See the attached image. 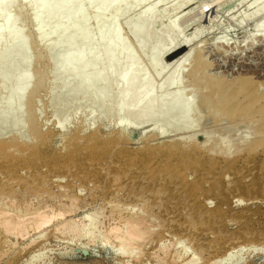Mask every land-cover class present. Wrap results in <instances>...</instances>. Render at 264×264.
Returning a JSON list of instances; mask_svg holds the SVG:
<instances>
[{
	"label": "bare ground",
	"instance_id": "6f19581e",
	"mask_svg": "<svg viewBox=\"0 0 264 264\" xmlns=\"http://www.w3.org/2000/svg\"><path fill=\"white\" fill-rule=\"evenodd\" d=\"M220 1L222 0L206 1L199 7V11L201 13H204L206 10L209 9V7H211V4H214ZM255 1L258 2L259 5L257 6L256 10H254L252 13H254V15H260L264 12V0H254V2ZM67 2L68 4H65V6L60 5L55 8L50 7V5L47 2L45 4L44 2H42L40 3V5H42L46 9H50L51 12L58 13L61 10H66L67 12H69L70 6L72 4H76L77 0H67ZM88 2L90 4L92 3L96 4L95 3L96 1H93V0H88ZM184 3H186V1H184ZM22 9H24V7ZM81 12H83L82 9L77 13L75 11V13L78 15ZM188 12L190 14L191 10H189ZM245 13H244V16L240 17L242 19V22H241L242 25H244V23L246 22L247 16H250L252 14L249 12L246 14ZM51 18L52 17H50L49 15L48 16H43V15L35 16V22L37 21L38 25L42 26V25H45L47 22H49ZM86 19H87L86 17H83L81 19V24ZM152 22L153 20H145V22L142 23V26L140 28V32H139V36L141 38L140 42L143 43L144 45H148L150 42L149 40L152 39V37H155L157 35L162 36L170 32L171 30L175 29L173 25L174 23H172L166 28L165 27L161 28L159 31L150 32L149 26ZM257 27H258L257 31H263L264 30V20L259 21L257 23ZM197 36H200L199 32L192 33V35L187 36V38L180 41L178 43V46L176 43H173L175 42V40L169 42L167 45L164 43H157L152 51H147L146 53H143V54L139 53V54H134V55L132 53L129 54V52L128 53L117 52V53L111 54L112 52L110 53L108 51H105L106 54H102V55H99L98 52L97 54L96 53L88 54V53L82 52L81 50H69V51H65L61 53H54V52L49 51L48 48L45 54L44 53L34 54L33 52L29 50L20 52L19 49L17 51H13V52L6 51L5 53L0 54V63H3V65H6L8 67L6 68V71H4V73L3 71L1 72V75L3 74L5 75L8 72L11 73L14 69H16L14 70L15 73H14L13 78L11 79V82H10L11 87L10 89H8V93H6L4 99H1L2 96H0V168L4 170L3 172L5 173V177H7V180H4V181L0 179V234L3 235V237L0 236V259L1 257L6 255L7 261L5 263L3 262L4 264H14V260L17 259V257H19L22 253H28V252H30V256L29 258H27L28 261L27 262L25 261L23 264L25 263L26 264H34V263L39 264L42 262L51 264L52 263L51 259L47 258L46 253L44 251L45 240L48 238L47 235L49 234L51 230L55 231L56 233L58 232L64 233L66 232L65 231L66 228H68L69 230L71 229L69 228V226H72V225H75V227L77 225V228L78 227L80 228L81 236L77 238L72 237L71 241L72 243L73 241H77V242L80 241V243L82 244L79 246L77 245V246L79 247V249L80 247H84L85 252L89 248L88 245L90 243L94 244L96 243V241L101 240L103 246L111 245L116 256L120 258L127 257L129 259L130 258L135 259L137 260V262L138 261L143 262V261L149 260L151 257H155L158 262L164 261L166 263L167 262L172 263L171 261H173V264H199V260L201 259L199 255H195L191 258H189L188 256L189 250H192L193 247L190 248V246H187L185 244L186 242L185 243L183 242L187 240L186 239L187 237H185L186 240H183V241L176 240V241L167 242V243L161 242L160 245L157 247V249H155L154 251L150 253L145 252L146 247H148L149 245V244L147 245L148 242L146 243V241L149 240V238L153 237L152 236L153 234L155 233L158 234L155 228H157L158 232L160 231L158 230V228L159 229L161 228L160 225L157 223V222L160 223V221L159 220L156 221V219L153 218L155 217V215H153L154 207L157 205L161 211H164L169 214L175 213V214L182 215L183 213H185L186 215L191 216V217H192L191 214H194L197 216L202 215V217L204 214H206L208 215V217L210 216L211 218H213L214 216H221L224 213L226 214V211H224L223 208H220V207H215V208L213 207V209H210L208 207V204H210L212 201L207 200V199L212 194H219V195H222L223 197H229L231 193L234 194L235 192L236 193L238 192L239 196L237 198V201L239 202L242 201V196L244 195H248L254 198H257L259 195L264 196V182L258 176H255V178H252V180L249 183L245 181L244 182L237 181V182H233L231 186L229 185L227 186L225 182L215 181L211 183L208 187H205L203 186L204 184L201 183V180H199L201 179L200 176L198 177V179L194 178L193 180H189V175H190L191 170L194 175V171L195 172L198 171L194 169H197L199 165L206 164L202 159H197V157L195 159H192L191 156L196 153L208 151V152H212V154L216 153V155L221 154V156L225 157L226 159L225 166L231 170V169L237 168L238 166L237 163L240 161V154L243 151L248 152L250 156H254L261 150L262 152H264V90H261L260 88L264 83L261 81H256L253 75H250V76L246 75L245 77H243L244 74L238 75L239 77L242 76V78H237V79L233 78L234 80L232 81L231 78H229V80L226 77L224 78L221 77V79H219V77H216V75L213 76L214 73L211 74L209 72L210 73L209 74L208 71L206 72L207 67L210 68L211 65L214 63L211 62L209 64L210 61L209 60H208L209 62L207 61L208 55L206 56L207 53L203 52L204 47L199 48V44L197 42L200 39L197 40ZM98 37L100 38L101 35L99 34ZM203 42H205L206 44L207 42L209 43V41H206V40H204ZM224 42L225 41L224 40L221 41V39L217 40L216 46L219 47L220 45H224L225 44ZM205 43H203V45ZM91 44L92 43H90V41L86 43V45H89V46ZM213 44L215 45V43ZM228 44L227 46L229 47ZM214 49L216 50V48ZM220 51L222 53V50ZM212 55L214 54H210V56ZM230 55L232 58L231 53ZM40 59H44V61L46 62L44 63V66L49 68L48 70H49L50 76L48 80H50V85H49L50 103L54 104V102H57V101L61 102V104L59 105V109L58 107L56 108L55 105H54L55 108L53 107L54 108L53 112H54V115L56 116L55 126L56 128H58L60 132H62L63 134H66L69 130V124L72 122L74 117H77V113L80 110L81 111L87 110L89 112L88 118L91 120L90 122H92V124H90L91 126L89 125V127L87 128V130L91 131L90 136L87 138V142L89 141V143L90 144L93 143V145L94 143L95 144L100 143V141L102 140V138H100L101 137L100 136L101 126L100 125H106L105 123L108 120H110L111 118L110 116H112L110 113H107L108 112L107 110H105V105L103 106V102L106 100H104L103 102L102 101L100 102L101 104L99 105L101 106H93L92 108H90L91 105L87 100H84L83 103H80L78 105H75L72 102V100L73 98H76L78 95H80L83 98L88 97L85 95L90 93L89 84L94 85L95 83L100 82L99 80L101 81L103 80V82H107V83L101 82V84L103 85V88L98 89L94 95L98 96L99 94L101 95L102 99L108 100V99L113 98L117 101V103L119 102L116 108L117 112L115 113L116 114L115 117L120 123L117 130L121 133V135H124L126 136V138L129 139L131 135L133 134L135 138L141 142L142 140L146 138V136L149 133L155 136H158L160 138L162 136L166 138L172 137V138H169V140L166 139L167 141L161 144H151L149 143V141L151 140L148 139L149 141L148 142H146L147 140L145 141L146 146L144 147H146V149H149V150L151 149L160 150V151L165 150L167 152L172 151V150H180L182 152H187L186 162L185 161H183V163L181 162L179 166H175L174 164L170 166H158V167L154 166L150 168V170L153 172H156V171L162 172L165 175L164 176L165 179L167 180H171V179L174 181L180 180L182 181V183L186 184V187L182 189L179 195L180 198H177L174 200H172V198L171 199H161V200L160 198L159 200L155 199L154 203H152V206L150 205L151 209L149 208V210H145L147 207L145 209L144 207H142L143 212L140 211L141 213H138L139 210L132 212L133 210L136 209V207L138 208L137 204H133V205L130 204L131 206L129 205L125 206V204H127L126 200L123 202L118 201L117 203V199L115 198L116 203H117L116 204L114 203V201L110 200V196H111L110 195L108 199L110 200L109 204L113 209L115 208L114 210L116 214H113L115 213L114 211L112 214L116 217L114 216L112 217V219H115V220L114 222L109 223V226L106 224V226H108L106 230H103V232L100 230V232L102 233L99 234L100 235L99 236L97 234L96 229L99 226V224L103 223L104 221V220L102 221L101 217H99L100 215H102L103 212L100 213L101 211L100 212L98 211L100 213V215H98V212L93 211V212L84 213L83 215L80 214L78 216L80 212L79 211L80 207L82 208L83 206H81L79 203L81 202V200L77 202L78 200L77 197L73 196L72 194H71L72 196H69L70 198L69 203L66 202V203L59 204V205L57 203V206H48V205L40 204L41 201L39 202V198H38L37 205L35 207H31L30 206L31 204L29 205L28 203L31 199L27 201L25 200L27 196H25L24 198L23 193L21 194L20 192L21 195H19L18 193H15L17 192V189L15 190L13 188L14 182L12 181L10 182V180L12 179L14 181L15 178H18L19 181H22V182H24L25 180L23 184L26 186L28 183L30 184L34 182L35 180L34 178L32 179V178L24 177L25 179L24 178L22 179V177L19 176V171L25 165L26 166L31 165V166L37 167L38 164L42 162V157H41L42 155L41 156L39 155L41 153L40 146L46 145L49 139L47 137V134H48L46 132L47 130L44 128L43 124H41L42 122H40L39 120V117L37 114L38 111L35 106L36 96L39 95L40 90L42 92L41 87L43 88V86H45L44 81H42L45 79V74H43L44 79H43V76H41L42 80L40 79L39 76H38L39 79L34 77V74L36 71L34 72V74H32L33 73L32 68L34 67L33 65L36 62H38V60ZM88 60L92 62L91 63L92 65L96 64L106 69L108 68L107 66L108 63L112 61L110 65H111V68L113 67V69L103 71V72L100 71V72H92L89 74H83L82 72L83 69H81V67H83L84 63H87ZM142 60H144L146 64L145 62H142ZM137 61H139V64L141 65L143 64L146 65L147 69H151V71L155 73L156 75L163 74V77L160 80L161 82L160 84H161L163 92L159 98L157 97V94L155 92L149 91V86L155 82L154 79L149 78L146 82H142L141 84L137 85V77L135 75V71L132 72V70H130V67L134 65V63H136ZM216 63H218V61ZM63 64L66 70L68 68L72 72L68 70H67L68 72L66 70H63L64 73H62L60 69L61 67H63ZM43 68L44 67H42V69ZM130 71L132 72V75H129L128 77L127 73ZM124 73L126 76V83L127 81H132L131 83H129V86H124L123 85L124 84L123 81H125L124 78L122 77L119 78L117 76V75L121 76V74L123 75ZM36 74L38 75V72H36ZM116 76L117 78L113 79ZM183 76L187 77V79L184 80ZM253 78L255 80H253ZM110 80L113 83L109 82ZM74 83L79 84V85H85V87L79 86V90L74 88L73 91H69L70 92L68 93L70 95L69 97H73V98H65V99L61 98V95L63 94L64 90H67L69 86L75 85ZM116 84L119 85L120 88L117 91V93H113L112 88ZM47 97L48 96H46V98ZM198 97H200L201 99L200 103L198 101L199 99ZM83 98H81V100ZM47 101L49 100L47 99ZM198 103L201 108L199 110L200 113H198V110H196ZM37 104H41V103H37ZM155 108H158V109L156 110ZM162 109H168V112H166V115L164 116L160 115V110ZM202 109L203 111H201ZM258 117H261V118L258 119ZM202 119H204V124L206 123V126L210 125V123H214L215 125L214 127L219 126V128L221 129L220 133L217 132L218 134L216 133L214 135L213 127H211L213 130L210 128V130L213 131V135L210 133L211 131L209 130L208 127L207 128L209 132L207 133V131L204 129L206 132L205 133L204 130L202 129L204 128L203 125L201 124L203 123ZM255 122H256V125L254 124ZM199 123L201 125H199ZM81 125L82 127L81 129L78 130V133L80 132L85 133L84 123ZM198 125H199V128L200 126H202L201 127L203 131L202 135H201L202 131L199 130ZM254 125H255V128H257L259 132L255 130ZM252 128H254V131ZM251 129L253 133L255 132L254 135H252L253 133H251L250 131ZM107 132H109L108 129H107ZM236 133L238 134L242 133L241 138L244 135L246 137L241 139L238 136L240 138V140L238 141H232L228 139L229 137L228 135L230 134L236 135ZM183 134H187L188 137L187 138H184L185 136L179 137L180 135H183ZM235 135H233V139ZM30 136L32 137V140L34 139V141L29 140ZM82 138H83L82 136H80L79 134H76L71 139L73 142L74 151H78L79 150L78 146L83 145V143L80 144L82 141ZM235 139L237 138L235 137ZM38 144H40L39 148H37ZM118 144L119 143H117L116 145L120 148ZM107 147H108V144H107ZM98 149L97 151L96 150L94 151L95 157L104 158L106 156V153L102 151H98ZM106 149L108 150V148ZM86 150H88V148ZM120 154L121 153H119V156H121ZM79 159H80L79 155H75V156L73 155V157H71L67 161H69L72 164H76ZM149 160H150L149 156L142 155L139 157L134 156L131 159V162L132 164L135 162L137 164L140 163L139 166H141L140 168H142V167H147L149 165L148 164ZM48 161H50L51 163V170L49 172L55 171L56 173V172H59V170H61L60 169L61 168L60 159L58 157L54 156V158H50ZM244 162H245L244 165L246 167H249V164L253 162V165L256 166V168L257 167L261 169L264 168V158L258 161V160H253V159L246 157L244 158ZM208 163H209L208 165L216 164V162L214 161L208 162ZM41 165H44L43 162L41 163ZM91 165H92V162H91ZM102 169L103 168H101V170ZM93 172L94 173L91 175L87 174L85 176V179L87 178L86 180H90L91 176H95L97 181L99 180L100 182H102L101 179L102 180L104 179L102 172L97 171V170L95 171L93 170ZM105 172H108V171H105ZM42 174H43V171H42ZM126 174L127 173L124 172V175ZM199 174L200 173H198L197 175ZM47 176L43 175L42 177H40L42 180V182H40L42 187L39 186L32 190H30L31 188L28 189L29 190L28 193H30L28 194V196L29 195H40L38 192H41V194L42 192L44 193L46 191L48 192V188H50L51 185L48 186L47 188L46 186L49 183L46 186H45V183H43L46 180ZM145 177L146 176L144 175V178ZM56 180L58 184L59 179L57 178ZM117 180H118V177H116L115 175V178H114L115 184ZM172 180H171V184H172ZM19 181L18 183H20ZM111 181H112V178L109 181V183ZM118 181H120V179ZM50 182H53V181L50 180ZM177 187H178V184L176 188ZM106 188L108 189L109 187H106ZM113 188L114 187H112V189ZM120 188H122V186ZM124 188H122V190ZM94 189H96V186ZM139 189H140V186H139ZM157 189L153 191L160 194V191H157ZM174 190H177V189H174ZM18 192H19V189H18ZM61 192H62V187H61ZM63 192H65V194L66 193L68 194L67 191L63 190ZM62 193H61V196H62ZM119 194L120 193H118V195ZM141 194L143 193L142 192L140 193L139 195L140 197H141ZM58 195L56 192V196ZM47 196H49V194ZM202 196L203 198H201ZM50 197L51 196H49V198ZM232 197H235V195H233ZM97 199L99 200V198ZM53 200H54V197H53ZM104 201L106 200H102V202ZM146 201H148L147 198L145 202ZM146 204L148 205L149 203L147 202ZM83 205H86V204H83ZM123 207L127 209L128 211L126 212V214H124L123 212ZM113 209H111V211ZM155 213H157V211ZM151 216L154 219L153 220L154 222L150 219ZM188 218L189 217H187V219ZM160 220H162V218ZM190 220L192 219L189 218V221ZM195 222L196 221L194 220V223ZM187 223H188V220H187ZM192 224H189V225L191 226ZM213 224L215 225V223ZM207 225H208V222H207ZM192 226H193V229L196 230V227H195L196 225L194 226L193 224ZM171 228L172 227L170 226V229ZM72 229L70 231H72ZM162 230L163 229L161 228V231ZM164 231H166V228L164 229ZM77 233L78 232H76V235ZM83 237H87L86 242L82 241ZM21 240H22V244L20 243ZM41 243L44 244V246ZM179 244H181V247H182L180 249L178 247ZM191 245H192V242H191ZM252 246L255 248H258L256 251H258L260 247L262 251L264 250L263 244L252 243L250 247L252 248ZM36 247H39V249L35 250ZM171 247H173L172 250L170 249ZM245 247L246 245L244 244H237V245L229 246L228 249L225 250L224 254L218 256V258H216L213 262L214 263L220 262L221 264L222 263L232 264L234 262L240 263L242 262V260H238L236 258L235 253L239 250L245 249ZM160 254H164V256H160ZM45 258H47V260ZM149 263L150 262H148V264Z\"/></svg>",
	"mask_w": 264,
	"mask_h": 264
},
{
	"label": "rangeland",
	"instance_id": "374dc122",
	"mask_svg": "<svg viewBox=\"0 0 264 264\" xmlns=\"http://www.w3.org/2000/svg\"><path fill=\"white\" fill-rule=\"evenodd\" d=\"M93 1H96L95 2L96 4H93V3L90 4L88 0H77L76 4H72L70 6L69 12H67L66 10H61L58 13H56V12H51L50 9L44 8L42 5H40V3L44 2L45 4L47 2L50 5V7L55 8L60 5L65 6V4H68L67 0H0V54L5 53L6 51H12V52L17 51L18 49L20 50V52L29 50L33 52L34 54H37V53L45 54L48 48L49 51L54 52V53H61V52L69 51V50H81L82 52L88 53V54H91V53L97 54L98 52L99 55H102V54H106L105 51H108L110 53L112 52L111 54L117 53V52H124V53L129 52V54L132 53L134 55V54H139V53L143 54V53H146L147 51H152L157 43H164L167 45L169 42L175 40V42L173 43H176L178 46V43L182 41L183 39L187 38V36L192 35V33L194 32H199L200 36H197V40L200 39L197 42L199 44V48L204 47L203 52L207 53V54L205 53L206 56L208 55L207 61L208 60L210 61V62L208 61L209 64L211 62L214 63L211 65L210 68L207 67L208 70L206 69V72L208 71V73L210 72L211 74L214 73L213 76L216 75V77H219V79H221V77L222 78L226 77L228 80L229 78H231L232 81L237 78H242V76L239 77L238 75L244 74L243 77H245L246 75L247 76L253 75L256 81H261L264 83V30L257 31V28H258L257 23L259 21L264 20V12L260 15H254V13H252L254 10H256L257 6L259 5L258 2L256 1L254 2V0H222L220 2L211 4V7H209V9L206 10L204 13H201L199 11V7L206 1H213V0H188V1L187 0H93ZM184 1H186V3H184ZM22 6L24 7V9H22L23 8ZM81 9L83 12L79 13V15L76 14ZM189 10H191L190 14L188 12ZM245 12L246 13L249 12L252 14L250 16H247L246 22L244 23V25H242L241 23L242 19L240 17L244 16ZM42 15L43 16L49 15L52 18L45 25L39 26L38 22L37 21L35 22V16H42ZM83 17H86L87 19L81 24V19ZM145 20H153V22L149 26L150 32L159 31L161 28H164V27L166 28L172 23H174L173 25L175 29L171 30L170 32L162 36L157 35L155 37H152V39L149 40L150 41L149 44L144 45L143 43L140 42L141 38L139 36V32H140L142 23L145 22ZM99 34L101 35L100 38L98 37ZM220 39L221 41L223 40L225 41L224 45L219 46L221 48L216 46L217 40H220ZM204 40L209 41V43L211 44H209L208 42L206 44L205 42H203ZM89 41L90 43H92L90 46L86 45V43ZM203 43L205 44L203 45ZM213 43H215V45ZM227 44L229 45V47L227 46ZM213 46L214 48H216V50L213 48ZM209 48L211 49V51ZM235 48L238 50H236ZM220 50H222V53ZM230 53L232 54V58H231ZM210 54H214V55L210 56ZM214 59L217 60L218 63H216L217 61H215ZM111 62L108 63L107 65L108 68L106 69V68L96 65L95 63H93L95 65H92L91 64L92 62L88 60L87 63H84V66L81 67V69H83L82 71L83 74H89L92 72H100V71L103 72V71H107L110 69L112 70L113 67L111 68V65H110ZM142 62H145V61L142 60ZM44 63H46L44 59L38 60V62H36L33 65L34 66L33 67L34 69L32 68L33 71L31 70L33 72L32 74H34L35 71L38 72V75L36 74V72L34 74V77L37 79H39L38 76L40 77L41 80H42L41 76H43V79H44L43 74H45V79L42 80L44 81L45 86H43V88L41 87L42 92L40 90L39 95L36 96V100H35V106L38 111L37 114H38L39 120L40 122H42L41 124H43L44 128L47 130L46 132L48 134L47 133L46 134H47V137L49 138L46 145L40 146L41 153L39 155L40 156L42 155L41 157H42V162L44 165H41L42 162L40 161L41 163H39L37 167L31 166V165L29 166L25 165L22 169H20L19 176H21L22 179L24 177L25 178L27 177V178H32V179L34 178L35 180L33 183H30V184L28 183L26 186L23 184L25 180L24 182H22V181H19L18 178H15L14 181L11 179L10 182L11 181L14 182L13 188L15 190L17 189V192L15 193H18L19 195L23 193L24 198L25 196H27V198H25V200L27 201L31 199L28 202L29 205L31 204L30 205L31 207H35L37 205L38 198H39V202L41 201L40 204L42 205L57 206V203L58 205L66 203V202L69 203L70 201L69 196L73 195L77 197L78 199L77 202L81 200V202L79 203L81 206H83L82 208L80 207V210H79L80 212L78 216L80 214L83 215L84 213L93 212V211L94 212L101 211L100 213L103 212L102 215H100V213L98 212V215H100L99 217H101V220L102 221L104 220L103 223L99 224V226L96 229L98 235L101 234L103 230L107 229V227L109 226V223L114 222L115 220V219H112V217L114 216L113 214H116V212L114 210L115 208L113 209L110 206L109 204L110 200L114 201V203H116V199H117V203L118 201L123 202L126 200L127 204H125V206L127 205L131 206L133 204H137L138 208L136 207L135 210L132 209L133 210L132 212L139 210L138 213H141L143 212L142 207H144V209L147 207L145 210H149V208L151 209L150 205L152 206V203H154L155 199L159 200L160 198L161 200V199H171L172 198V200H174V199L180 198L179 195L182 189L186 187V184L182 183V181L180 180L174 181L172 179H171L172 180V184H171V180L165 179L164 177L165 175L162 172H159V171L153 172L150 170V168L154 166L155 167L170 166L174 164L175 166H179L181 162L182 163L183 161L186 162L187 152H182L180 150H172V151L167 152L165 150L160 151V150H152V149L151 151L149 149H146V147H144L146 146V142H148L149 140H151L149 141V143L151 144H161V143L166 142L167 140H169V138H172V137L166 138L162 136L160 138L158 136H155L149 133L146 136V138L142 140L141 142L138 139H136L134 135H131L129 139L126 138V136L121 135V133L117 130L120 123L115 117L116 115L115 113L117 112L116 108L119 102L117 103V101L113 98L108 99V100L102 99L101 95L99 94L98 96L94 95L98 89L103 88V85L101 84V82L102 83H107V82H103V80L102 81L99 80L100 82H97L94 85L89 84L90 93L85 95L88 97L83 98L80 95H78L76 98L69 97L70 96L68 94L70 93L69 91H73L74 88L79 90V86L85 87V85H79L76 83H74L75 85L69 86L68 89L64 90L63 94L61 95V98H64V99L73 98L72 102L75 105L83 103L84 100H87L91 105L90 108H92L93 106H101L99 105L101 104L100 102L101 101L103 102L104 100H106L103 102V106L105 105V110H107L108 111L107 113H110L112 116H110L111 117L110 120H108L105 123L106 125H100L101 126L100 128L101 137L100 138H102L100 143H96V144L94 143V145L93 143H91L93 145L92 146L89 143V141L87 142V138L91 134V131L87 130V128L89 127L90 124H92V122H90L91 120L88 118L89 112L87 110H82V111L80 110L77 113V117H74L72 122L69 124V130L66 134H63L62 132H60L58 128H56L55 126L56 116L54 115L53 109L55 107L56 108L58 107L59 109V105L61 104V102L57 101V102H54V104L50 103V98H49L50 80H48L50 76L49 70H48L49 68L45 67ZM42 67L44 68L42 69ZM6 68H8L6 65H3V63H0V96H2L1 99H4L6 93H8V89H10L11 87L10 85L11 79L13 78L14 73H15L14 70H16L14 69L11 73L8 72L5 75L4 74L1 75L2 71L3 73L4 71H6ZM60 70L62 71V73H64L63 70H66L64 64ZM67 70L71 71L68 68ZM130 70H132V72L135 71V75L137 77V85L141 84L142 82H146L149 78L154 79L155 82L149 86V91L155 92L158 98L161 96L163 91H162V87L160 84L161 83L160 80L163 77V74L156 75L155 73L151 71V69H147L146 65L139 64V61L134 63V65L130 67ZM132 72L131 71L128 72L127 76L129 77V75H132ZM125 73L123 75L121 74V76L119 75L117 76L119 78L120 77L124 78L125 80L123 81L124 86H129V83H131L132 81H127L126 83ZM117 76L113 79H116ZM183 78L184 80L187 79V77H184V76ZM254 78L253 80H255ZM111 80L109 82H111ZM119 88H120L119 85L117 84L114 85V87L112 88V92L117 93ZM260 88L261 90H264V84ZM46 96L48 97L46 98ZM37 97L40 100V102L37 99ZM81 98L83 99L81 100ZM198 98H199L198 101L200 103L201 99L200 97ZM47 99L49 101H47ZM37 103H41V104H37ZM199 103L197 104V109H196L198 110V113H200L199 110L201 109ZM155 109L157 110L158 108H155ZM201 111H203V109ZM166 112H168V109H162L160 110V115L164 116L166 115ZM259 118L261 117H258V119ZM202 121L203 123L201 124L204 127L202 129L203 130L205 129L207 133L209 132L211 127H213L214 129V135L217 132L220 133L221 129L219 128V126H216L217 127L216 129V127H214L215 126L214 123L209 122L210 125L206 126V123L204 124V119H202ZM83 123H84L85 133H81V132L78 133V130L81 129L82 127L81 124ZM201 124L199 123V125ZM254 124L256 125V122ZM199 125H198V128H199ZM255 125H254V128H255ZM201 127L202 126H200L199 128L200 131H202ZM207 127L209 128V130ZM254 128H252L253 131H254ZM107 129L109 132H107ZM252 129L250 130L251 133H253ZM212 130H210L211 131L210 133L213 135ZM255 130H257V128H255ZM254 133L252 135H254ZM76 134H79L80 136L83 137L80 143V144L83 143V145L78 146L79 147L78 151H74L73 142L71 140L73 136ZM202 134H203V131L201 132V135ZM239 134L236 133L237 136L235 134H230L231 137L230 135H228L229 136L228 139L232 141H238L240 140L242 133L240 135ZM233 135H235L237 139H235L234 137L235 139L234 140ZM179 137L187 138L188 135L183 134V135H180ZM245 137L246 136L244 135L241 139ZM29 140L34 141V139L32 140L31 136L29 137ZM117 143H119L118 145L120 146V148L116 145ZM107 144H108V147H107ZM39 145L40 144L37 145L38 146L37 148H39ZM87 148L88 150H86ZM106 148H108V150ZM97 149L98 151H102L106 153V156L104 158L95 157L94 151L95 150L97 151ZM119 153H121L120 154L121 156H119ZM73 155L74 156L79 155L80 157V159L77 161L76 164H72L69 161H67L71 157H73ZM142 155L150 157V160L148 163L149 165L147 167L140 168L141 167L139 166L140 163L137 164L136 162L132 164L131 159L134 156L139 157ZM54 156L60 159V166H61L60 168L61 170H59V172H56V173L55 171L49 172L51 170V163H50L51 160L50 161L48 160L50 158H54ZM191 157L192 159H195L196 157L197 159H202L206 164L199 165L197 169L193 168L194 170H198V171L197 172L194 171V175H193V172L191 170L190 175H189V180H193L194 178L198 179V177L200 176L201 179L199 180H201V183L204 184L203 186L205 187H208L211 183L215 181L225 182L227 186L228 185L231 186L233 182H237V181H242V182L245 181L249 183L252 180V178H255V176H258L264 182V173H263L264 168L263 169L259 167L256 168V166L253 165V162L249 164V167H246L244 165L245 163L244 158L246 157L253 159V160H258V161L263 159L264 152H262V150L259 151L254 156H250L248 152L243 151L240 154V161L237 163L238 164L237 168L231 169V170L225 166L226 159L225 157L221 156V154L216 155V153L212 154V152L203 151V152L196 153L192 155ZM212 161L216 162V164L208 165L209 164L208 162H212ZM91 162H92V165H91ZM101 168L103 169L101 170ZM93 170L102 172V175L104 177L103 180L101 179L102 182H100L99 180L97 181L95 176H91L90 180H86L87 178L85 179V176L87 174L91 175L94 173ZM3 171L4 170L0 168V173H1L0 179L4 181V180H7V177H5V173ZM42 171H43V174H42ZM105 171H108V172H105ZM124 172L127 174L124 175ZM198 173L200 174L197 175ZM43 175L45 176L48 175L46 180L43 182L45 183V186L49 183L46 187L48 188V186L50 185L52 187L50 186V188H48V192L46 191L47 194L46 192L45 193L42 192V194L41 192H38L40 195H29L28 196V194H30L28 193L29 192L28 189L31 188L30 190H32L39 186L42 187L40 183L42 182V180L40 177H42ZM115 175L116 177H118V180L120 179V181L118 180H117L118 182L116 181V184L114 181ZM144 175L146 176L145 178H144ZM159 175L161 178L159 177ZM55 177L56 179L57 178L59 179L58 184H57V180L55 179ZM111 178H112V181L109 183ZM49 179L53 182H50ZM61 179L63 182L61 181ZM18 181L20 183H18ZM177 184H178V187L176 188ZM58 185L62 187V192L64 190V191H67L68 194L66 193L67 194L66 195L65 192L62 193L61 187H59ZM120 185L122 186V188H124L125 186V188L122 190V188H120L121 187ZM164 185L166 186V188ZM95 186H96V189H94ZM139 186H140V189H139ZM106 187H109V188L107 189ZM112 187L114 188L112 189ZM18 189H19V192H18ZM156 189L157 191H160V194L153 191ZM174 189H177V190H174ZM140 190L143 193L141 194V197L139 196L141 193ZM56 192H57V195L59 193L60 194L56 196ZM61 193H62V196H61ZM118 193H120L119 195L121 197L118 195ZM48 194L49 196L52 197V199L51 197L49 198V196H47ZM41 195L44 197H42ZM233 195H235V197H232ZM67 196L69 199L67 198ZM109 196H110V200H108ZM238 196H239L238 192L237 193L235 192L234 194L231 193L229 197H223L222 195H219V194L210 195V197H208L207 200H210L212 202L208 204V207L210 209H213V207L214 208L220 207V208H223L224 211H226V214L224 213L221 216H214L213 218H211L210 216L208 217V215L206 214H204L203 217L202 215L197 216L194 214H191L192 215L191 217V216L186 215L185 213H183L182 215L175 214V213L169 214L164 211H161L156 205L153 209V215H155V217L153 218H155L156 221L157 220L160 221V223L159 222L157 223L160 225V227L163 230L161 231V228L160 229L158 228V230H160L158 232L157 228H155L158 234L156 233L153 234L152 235L153 237L149 238V240L146 241V243L148 242L147 245L148 244L149 245L148 247H146L145 252L150 253L154 251L155 249H157V247L160 245L161 242L167 243V242H172L176 240L183 241L187 239L186 241H183V242L184 243L186 242L185 244L187 246H190V248L192 247L194 248V249L192 248V250H189V254H188L189 258L195 255H199L201 257V259L199 260V264H221L220 262L214 263L213 261L216 258H218V256L223 255L225 250L228 249L229 246H233L237 244H244L246 245L245 249L239 250L235 253L236 258L238 260H242V262L240 263L234 262L232 264H264V250L262 251L260 247L259 250L256 251L258 248H255L253 246L252 248L250 247L252 243L264 245V196L259 195L257 198H254L248 195H244L242 196L241 202L237 201ZM31 197L32 198L34 197V198L32 199ZM53 197H54V200H53ZM92 197L94 198V200ZM96 197L99 198V200ZM146 198L148 201L145 202ZM201 198H203V196ZM102 200H106L104 201L105 203L102 202ZM147 202L149 203L148 205L146 204ZM83 204H86V205H83ZM124 207H123V212L124 214H126V212L128 211L127 209H125L126 207L125 208ZM111 209L113 210L111 211ZM113 211L115 213H113ZM156 211L157 213H155ZM152 216L150 219L153 221L154 219L152 218ZM187 217L191 218L192 220L189 221V218L187 219ZM161 218L162 220H160ZM170 219L173 220L174 222L171 221ZM187 220H188V223H187ZM194 220L197 223L196 222L194 223ZM207 222H208V225H207ZM192 223L194 224V226L196 225L195 226L196 230L193 229ZM213 223H215V225ZM106 224L108 226H106ZM189 224H192V225L190 226ZM170 226L172 227L171 229H170ZM164 227L166 228V231H164L165 229ZM69 228L71 229L73 228L75 232L73 229L72 231H70L71 229L68 230V228H66L65 230L66 232L64 233H59V232L56 233L55 231L51 230L49 234L47 235L48 238L45 240V246L44 244L41 243L44 246V251L46 253L47 258L51 259V262H52L51 264H148V262H150L149 264H155V263L173 264V261H171L172 263L170 262L166 263L164 261L158 262L155 257H151L149 260L143 261V262L141 261L137 262V260L131 259V258L129 259L127 257L120 258L116 256L111 245L103 246L101 240L96 241V243L94 244L90 243L88 245L89 246V248L87 249L88 251L86 250L85 252L84 247H80V249L78 247L79 245L82 244L80 243V241L78 242L73 241V243L71 241L72 237L77 238L81 236L80 228L79 227L77 228V225L76 227L75 225L69 226ZM100 230L102 232H100ZM76 232L78 233L80 232L79 235L77 233L78 236L76 235ZM156 235L158 237L160 236L159 237L160 239ZM0 236L3 237V235L1 234ZM185 237L187 238L185 239ZM82 241L86 242L87 237H83ZM191 242L193 246L191 245ZM20 243L22 244V240L20 241ZM152 244L154 247L152 246ZM178 247L179 249L182 248L181 244H179ZM38 249L39 247L35 248V250H38ZM170 249L172 250L173 247H171ZM29 256H30V252L22 253L19 256L20 258L17 257V259L14 260V264L15 263L23 264L25 261L27 262L28 261L27 258H29ZM160 256H164V254H160ZM47 258L45 259L47 260ZM6 261H7V257L5 255L1 257L0 264H4ZM42 263H39V264H42ZM34 264H38V263H34ZM43 264H48V263L44 262Z\"/></svg>",
	"mask_w": 264,
	"mask_h": 264
},
{
	"label": "water",
	"instance_id": "95a60500",
	"mask_svg": "<svg viewBox=\"0 0 264 264\" xmlns=\"http://www.w3.org/2000/svg\"><path fill=\"white\" fill-rule=\"evenodd\" d=\"M170 52H172V51H170ZM133 135V134H132Z\"/></svg>",
	"mask_w": 264,
	"mask_h": 264
}]
</instances>
